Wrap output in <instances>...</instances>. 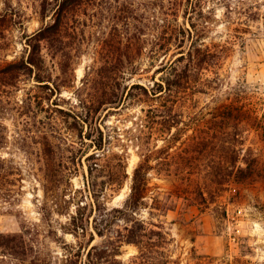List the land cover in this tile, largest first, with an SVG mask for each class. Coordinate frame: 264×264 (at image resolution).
Segmentation results:
<instances>
[{
    "label": "rangeland",
    "instance_id": "1",
    "mask_svg": "<svg viewBox=\"0 0 264 264\" xmlns=\"http://www.w3.org/2000/svg\"><path fill=\"white\" fill-rule=\"evenodd\" d=\"M55 8V0H0V11L13 15L0 37V69L26 64L31 44L37 42L30 37L54 22ZM40 44L41 70L0 80V264H63L65 244H78L66 233L76 205L65 199L72 195L79 203L83 196L75 192L85 189L89 179L87 155L80 160L77 154L81 128L88 143L84 152L94 153L87 135L98 139L100 127L113 162L117 154L128 152L132 175L141 160L137 137L156 143L147 114L157 102L140 89L127 96L135 84L151 90L170 72H158L162 63L178 52L196 54L199 49L209 61L197 78L208 93L179 102L185 121L196 110L206 122L241 91L244 103L257 109L260 125L264 123V0H93L77 7L65 17L60 33ZM130 53L138 55L132 65ZM38 73L49 81L38 82ZM45 84L50 88L41 86ZM112 95L123 98L119 105H104L89 116L85 104ZM191 133L186 131L182 139ZM245 135L255 148L260 180L233 183L209 206L180 205L171 211L162 219L172 242L163 243L165 249L155 247L159 253L148 264H162L163 250L169 264H264V131L251 124ZM206 172L203 180L211 182L214 177L208 168ZM151 178L161 191L175 190L178 184L174 177L152 173ZM130 184L109 207L123 204ZM46 202L52 210L47 217ZM142 217L148 219L149 213L143 211ZM89 231L95 233L93 245L110 244L95 232L94 216ZM90 238L88 234L86 242ZM137 255V246H123L126 264H136Z\"/></svg>",
    "mask_w": 264,
    "mask_h": 264
},
{
    "label": "trees",
    "instance_id": "2",
    "mask_svg": "<svg viewBox=\"0 0 264 264\" xmlns=\"http://www.w3.org/2000/svg\"><path fill=\"white\" fill-rule=\"evenodd\" d=\"M91 1L93 0H55V20L30 37L29 40L37 42L31 44L32 49L26 64L24 61L7 64L0 69V80H4V75H9L13 80L25 70L30 74L41 70L44 61L40 42L57 36L65 17L77 7ZM44 10L46 12V7ZM12 19L13 15L8 9L0 11V37L4 36ZM137 57V54H128V64L132 65ZM207 58V55L200 54L199 49L196 54L193 51H180L172 60L162 63L158 72H170L161 81H155L151 90L140 84L131 87L127 99L132 97L133 90L140 89L157 102L147 114L152 124L149 126V134L155 138L156 143L152 146L145 136L137 137L141 160L132 175L128 172V152L117 154L116 161L113 162L114 155H109L105 135L100 127H97L98 139H92L91 134L87 135L95 148L94 153L89 155L84 152L88 143L83 136L84 126L81 128V144L77 154L80 155V160L87 155L89 179H86L85 189H77L75 192L83 196L79 203H75L76 199L72 195L70 200L65 199V202L76 205V213H69L71 219L66 233H72L78 239V244H65L63 264H126L121 259L124 245H135L139 248V255L135 256L134 263L148 264L154 258L155 252L159 253L155 247L165 249L162 244L172 242L170 232L166 231V222L162 219L168 217L171 211H177L180 205L209 206L217 203L219 197L233 183H254L260 180L262 170L258 157L255 148L248 144L245 134L251 124L264 131V123L260 125L258 110L253 111L244 103L241 91L235 93L236 96L229 104L213 112L212 118L206 122L196 110L190 111L188 120H184L179 104L181 99L187 95L208 93L206 85L197 80L199 72L206 69L205 64L209 63ZM35 79L40 83L49 81L40 73L36 74ZM41 86L50 88L48 84ZM122 99L118 95H112L105 101H97L90 106L85 104L84 107L88 108L87 113L91 117L92 114L100 112L104 105L115 107ZM253 119L255 123H252ZM84 122L89 120L85 119ZM77 123L82 125L79 119ZM190 130L192 133L183 140V134ZM160 140L165 141L162 147L158 145ZM208 157L212 158L209 165L205 163ZM215 159L219 161L214 163ZM207 168L214 177L211 182L204 181L202 177L207 173ZM152 173L159 177H174L178 180L176 189L161 191L160 187L153 186ZM129 180L130 193L123 204L109 207L108 203L120 194ZM86 192L89 193L88 197ZM56 195L57 192L54 197ZM44 208L47 210V213L44 211L45 217L51 216L52 210L47 202ZM143 211L149 213L148 219L142 217ZM93 216L95 232L102 238H108L106 243L110 244L93 245L95 233L89 231ZM88 234L91 238L86 242ZM161 256L166 258L162 264H169L164 250Z\"/></svg>",
    "mask_w": 264,
    "mask_h": 264
}]
</instances>
